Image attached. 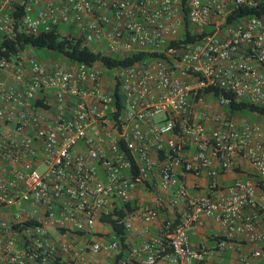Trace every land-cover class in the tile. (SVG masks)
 <instances>
[{
  "label": "built area",
  "instance_id": "1",
  "mask_svg": "<svg viewBox=\"0 0 264 264\" xmlns=\"http://www.w3.org/2000/svg\"><path fill=\"white\" fill-rule=\"evenodd\" d=\"M243 7L258 13L227 19ZM14 26L155 55L110 69L26 55L27 76L22 55L0 59L17 61V85L0 79V264H203L208 247L185 231L198 212L218 247L247 245L233 264L264 262V116L227 109L264 105V0H0V32ZM182 175L203 191L189 196ZM150 193L173 217L134 244L133 223L159 219Z\"/></svg>",
  "mask_w": 264,
  "mask_h": 264
},
{
  "label": "crops",
  "instance_id": "2",
  "mask_svg": "<svg viewBox=\"0 0 264 264\" xmlns=\"http://www.w3.org/2000/svg\"><path fill=\"white\" fill-rule=\"evenodd\" d=\"M47 53L45 54V58L40 59L38 56L34 54H25L21 62H17L12 60L11 68L0 70V79L4 80L8 84L13 86L17 85L15 78L13 77V68L17 66V63L21 65V72L23 76H27L29 73V69L27 64L24 62V58L26 55H31L35 59H37L43 66L49 67L53 63H62L66 64L68 61L63 56H56L49 50H46ZM17 62V63H16ZM102 75L105 77H109L110 72L108 70H103ZM235 175L234 172L226 173L222 176L224 181H229ZM187 187V191L189 196H195L196 194H200L203 191L205 179L203 177H194L191 175H182L180 176ZM146 201L151 205H155L158 208L159 219L156 222H152L148 225L141 223L140 221L136 220L133 223V227L130 231L126 233L131 235L132 243L140 241L141 239L153 237L159 234V221L167 218L173 217V213L171 210L161 207L158 200L155 198L153 194L150 193V196L145 197ZM193 208L191 205L186 203V205H182L176 209L174 212V223H178L183 220V218L191 213ZM5 213V212H4ZM199 217L201 218V224L197 225L195 223H190L186 226L185 231L188 237L189 242L192 245H196L199 243L205 244L208 249L209 253L206 256L203 264H223L222 259L225 256V251L223 249L229 250V254L225 256L226 262L225 264H233L235 257H236V249L239 247L240 249H245L247 245H238L234 244L231 241H226L222 247L217 246V241L223 238L222 230L219 225L209 217L202 216L201 213L198 212ZM223 251V252H222ZM262 261L258 259H253L252 264H261ZM157 264H165L164 262H158Z\"/></svg>",
  "mask_w": 264,
  "mask_h": 264
},
{
  "label": "trees",
  "instance_id": "3",
  "mask_svg": "<svg viewBox=\"0 0 264 264\" xmlns=\"http://www.w3.org/2000/svg\"><path fill=\"white\" fill-rule=\"evenodd\" d=\"M257 11L258 10L251 7L239 8L227 16V19H237L243 15L256 14L258 13ZM28 47L49 50L56 56H63L67 61L83 62L86 64L98 61L107 69L115 66L131 64L140 59L151 58L155 55L154 52H133L124 57H118L114 54H104L83 45L79 38L61 36L55 31L40 32L34 35L23 33L17 28V26H14L13 34L10 36L4 35L0 32V59L10 60L13 57V59H16L21 56L20 53ZM45 57L46 56L38 58L43 59ZM227 109L233 113L236 111L247 110L264 116V105L248 104L243 100L238 102L231 101L227 106ZM125 206L126 208L131 209L129 203ZM118 232L121 233V230L119 229ZM261 264H264V262Z\"/></svg>",
  "mask_w": 264,
  "mask_h": 264
},
{
  "label": "rangeland",
  "instance_id": "4",
  "mask_svg": "<svg viewBox=\"0 0 264 264\" xmlns=\"http://www.w3.org/2000/svg\"><path fill=\"white\" fill-rule=\"evenodd\" d=\"M31 53L34 54L35 56H38V57H44L45 54L47 53V51L44 49H35V48H29L28 47L22 53H20V55L24 56L25 54H31ZM13 58H11V59H13ZM18 58L19 57H17V59ZM221 110H224V108H221ZM233 116L239 117V118H245L249 121H257V120L263 119V117L261 115L249 112L247 110L236 111L233 113ZM223 251H225V256H227V254H229V250L223 249ZM225 256H223V259H222L223 264H225V262H226Z\"/></svg>",
  "mask_w": 264,
  "mask_h": 264
}]
</instances>
